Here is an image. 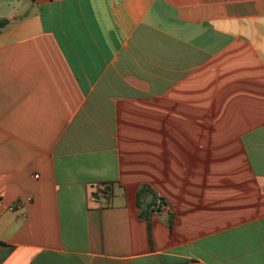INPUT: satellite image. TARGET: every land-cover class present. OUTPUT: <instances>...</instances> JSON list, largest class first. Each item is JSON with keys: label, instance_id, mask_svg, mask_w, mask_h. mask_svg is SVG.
I'll return each mask as SVG.
<instances>
[{"label": "crops", "instance_id": "crops-1", "mask_svg": "<svg viewBox=\"0 0 264 264\" xmlns=\"http://www.w3.org/2000/svg\"><path fill=\"white\" fill-rule=\"evenodd\" d=\"M1 19L0 264H264V0Z\"/></svg>", "mask_w": 264, "mask_h": 264}, {"label": "trees", "instance_id": "trees-1", "mask_svg": "<svg viewBox=\"0 0 264 264\" xmlns=\"http://www.w3.org/2000/svg\"><path fill=\"white\" fill-rule=\"evenodd\" d=\"M6 24H7V21L6 20H0V31L6 26ZM142 194H151V195H153L152 194V192L150 191V190H148L147 188H144L143 189V192H142ZM140 206H142L141 204H140ZM150 208V206H147L146 207V209H143V207H141V209H142V213H141V216H142V218H144V219H146V220H149V214H148V209Z\"/></svg>", "mask_w": 264, "mask_h": 264}, {"label": "built area", "instance_id": "built-area-1", "mask_svg": "<svg viewBox=\"0 0 264 264\" xmlns=\"http://www.w3.org/2000/svg\"><path fill=\"white\" fill-rule=\"evenodd\" d=\"M10 210H11V211H13V210H14V208H10Z\"/></svg>", "mask_w": 264, "mask_h": 264}]
</instances>
